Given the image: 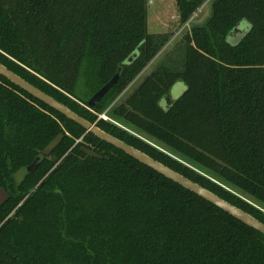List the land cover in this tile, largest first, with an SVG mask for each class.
Segmentation results:
<instances>
[{"label":"trees","instance_id":"obj_1","mask_svg":"<svg viewBox=\"0 0 264 264\" xmlns=\"http://www.w3.org/2000/svg\"><path fill=\"white\" fill-rule=\"evenodd\" d=\"M207 1L177 0L181 24ZM147 2L0 0V63L264 223V0H216L179 58L125 97L171 41L149 33ZM112 109L124 127L100 117ZM1 193L0 264H264L262 233L0 75Z\"/></svg>","mask_w":264,"mask_h":264},{"label":"water","instance_id":"obj_2","mask_svg":"<svg viewBox=\"0 0 264 264\" xmlns=\"http://www.w3.org/2000/svg\"><path fill=\"white\" fill-rule=\"evenodd\" d=\"M151 1L152 0H149V2ZM134 57H136V55H134ZM133 59L134 58L131 57L129 59V62L132 63ZM121 72H122V69H119V72L105 86H103L97 93H95L92 96V98L88 102V106L90 108H95L96 105L100 101H102L103 98L114 88V86L120 80ZM0 75L7 78L10 82L20 87L22 90L26 91L31 96L35 97L36 99L40 100L41 102L45 103L52 109L56 110L60 114L64 115L68 119L72 120L73 122L83 127L87 131V133L94 134L101 140L123 151L124 153L136 159L137 161L144 164L145 166L153 169L157 173L165 176L166 178L174 181L175 183L195 193L199 197L212 203L219 209L230 214L231 216L238 219L245 225L255 229L256 231L264 235V223H262L260 220H258L251 214L231 204L230 202L218 196L214 192L190 180L189 178L169 168L163 163L155 160L154 158L150 157L149 155L140 151L139 149L129 145L128 143L102 130L96 124L91 123L84 117L80 116L79 114L71 110L69 107H67L65 104L61 103L54 97L48 95L47 93H45L38 87L34 86L30 82L22 78L21 76L9 70L6 66H4L1 63H0ZM37 164L38 162L34 163L31 167H29V169H27V171L32 172L34 169H36Z\"/></svg>","mask_w":264,"mask_h":264},{"label":"rangeland","instance_id":"obj_3","mask_svg":"<svg viewBox=\"0 0 264 264\" xmlns=\"http://www.w3.org/2000/svg\"><path fill=\"white\" fill-rule=\"evenodd\" d=\"M216 0H208L192 17V19L186 24L182 25L180 22V15L178 9L177 0H152L147 2V12H148V30L150 34L153 35H168L171 36V41L163 49V51L155 59L154 63L149 65L146 70L136 79V81L129 87L126 96L131 94L142 81L156 68H158L163 63H169L175 61L179 58L178 52L183 46V41L185 35L192 30L194 27L204 26L208 20L212 17L213 8ZM246 27V26H245ZM246 34L245 29H240L239 32H234L229 37V42L232 44H237ZM186 91V85L183 82H177V84L172 88L170 93L163 99L161 105L167 108L171 102L178 100ZM124 99V98H123ZM123 101V100H121ZM113 109L109 113L101 114L100 117L104 120L115 123L121 127L122 123L118 121L112 115ZM142 138L149 140L144 134H139ZM36 163V162H35ZM32 166V165H31ZM29 166V167H31ZM38 166V164H37ZM29 167L27 169H29ZM27 169L19 172L17 181H22ZM35 170V169H34ZM235 190V189H233ZM235 192L243 197L245 200L253 205L261 207V204L256 200L252 199L250 196L243 194L237 190ZM6 199L4 193L0 194V203Z\"/></svg>","mask_w":264,"mask_h":264}]
</instances>
